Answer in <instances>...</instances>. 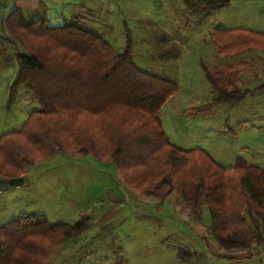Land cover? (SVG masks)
<instances>
[{"label":"rangeland","instance_id":"rangeland-1","mask_svg":"<svg viewBox=\"0 0 264 264\" xmlns=\"http://www.w3.org/2000/svg\"><path fill=\"white\" fill-rule=\"evenodd\" d=\"M162 1V6L148 9L149 14L137 5L88 20L96 24L93 28L105 36L116 54L124 52L130 32L135 64L177 84L178 92L159 113L172 143L203 148L223 167L243 158L264 169V91L236 103H214L216 93L204 70L206 66L221 77L229 91L243 92L264 84V47L245 46L241 53L224 54L215 34L231 26L264 33V0H232L231 6L215 8L197 1ZM126 21L129 30L124 27ZM1 22L0 136L20 131L29 116L42 108L24 87L9 103L10 87L18 74L16 54L27 50L5 31V21ZM60 22L53 19L54 25ZM40 51L45 54L44 49ZM69 145L67 141L65 149L31 153L33 163L18 172L25 183L0 191V227L21 213L43 215L53 224H74L82 215L90 217L85 234L63 246L57 242L45 264H264V245L255 238L248 250L231 251L218 244L206 205L199 215L193 214L176 189L163 199L171 188L154 189L161 180L159 172L148 175L152 189L161 193L152 197L141 179L149 169L121 172L110 159L111 151L99 159ZM150 167L160 174L172 171L164 166V158ZM118 184L124 187L116 191L124 196L126 209L110 222L106 200L108 191ZM239 251L243 258L235 259Z\"/></svg>","mask_w":264,"mask_h":264},{"label":"trees","instance_id":"trees-1","mask_svg":"<svg viewBox=\"0 0 264 264\" xmlns=\"http://www.w3.org/2000/svg\"><path fill=\"white\" fill-rule=\"evenodd\" d=\"M184 1L210 8L230 4V0ZM4 26L27 50L16 54L18 74L10 87L9 103L24 87L42 108L29 116L20 131L0 136V179L19 177L22 166L33 163L31 153L65 149L67 141L69 148L78 147L85 156L103 159L111 151L110 159L121 172L149 169L141 177L148 184L147 195L161 194L148 182V175L156 171L161 180L154 189L171 188L163 199L176 189L193 214L199 215L206 205L210 230L222 248L248 250L254 238L264 245V169L243 158L237 159L235 167L224 169L205 150H186L170 142L159 113L179 88L135 64L130 32L124 52L116 54L105 36L80 16L51 26L46 16L14 10ZM215 34L224 54L241 53L245 46L264 47V34L243 29ZM204 70L216 93L214 103H236L264 91V84L229 91L221 77L206 66ZM161 158L171 172L151 170V164ZM90 225L87 215L74 224H53L43 215L21 213L0 227V264H45L57 242L63 246L79 238Z\"/></svg>","mask_w":264,"mask_h":264},{"label":"crops","instance_id":"crops-1","mask_svg":"<svg viewBox=\"0 0 264 264\" xmlns=\"http://www.w3.org/2000/svg\"><path fill=\"white\" fill-rule=\"evenodd\" d=\"M152 4H153V7H150V5H152ZM162 4H163L162 0H159V1H156V0H1V2H0V19L2 20V22H4L6 20V18L8 17V15L11 12H13L14 10H22L29 16H35L36 17V15H39V14L46 16L48 18L51 26H62L67 20H69L73 17H76V16H81L83 21L88 23L89 26H91V27L94 26L95 28H97L96 24H94L93 22H91L89 20L90 19L91 20L95 19L96 21L100 20L101 13L105 12L107 14V13L111 12V10H115V9H117V10L122 9V11L124 12V10L125 9L127 10L128 8H130V6L132 7V6L138 5L139 7H142V9H146L147 13L149 14L150 12L148 9H150V8L153 9L157 6H162ZM231 4H233L232 0H230L229 6H231ZM53 19H56V20L58 19L61 22L59 24L54 25ZM124 27L126 30H129L127 21L124 22ZM226 29H243V30L246 29V30H248L249 28H245L242 26H231V27L226 28ZM249 30H251V29H249ZM253 32L264 34L263 32H256V31H253ZM125 44H126V42H125ZM1 48H2V45L0 44V49ZM261 93H263V92H261ZM170 100H171V98H170ZM168 102H169V100H168ZM159 116H160V114H159ZM160 119H161V116H160ZM161 122H162L163 128L165 130V126L163 124L162 119H161ZM165 132H166V134H168L167 130H165ZM169 140H170V138H169ZM170 142H171V140H170ZM172 144H174V143H172ZM174 145H176V144H174ZM176 146H178V145H176ZM178 147L186 149V150L200 148V147L184 148L181 146H178ZM201 149H203V148H201ZM203 150H205V149H203ZM249 165H253V164H249ZM219 166L224 168V169H230V168L235 167V165L229 166V167H223L221 165H219ZM111 189L112 190L108 191V197L106 200L109 203L108 204L109 207L106 210V213L111 215L110 222H112L115 217H117L119 214H121V212L123 210L126 209V206L122 202V198H123V201L125 200L124 196L120 193L121 192L120 190H117L118 192L116 191V189H121L124 191V187L122 185L118 184L117 187L111 188ZM158 209H162V207L160 206V207H158ZM106 224L109 225L110 223L107 222ZM231 251H233V250H231ZM234 255H235V259L236 258H238V259L243 258L242 251H239L238 253H235Z\"/></svg>","mask_w":264,"mask_h":264},{"label":"water","instance_id":"water-1","mask_svg":"<svg viewBox=\"0 0 264 264\" xmlns=\"http://www.w3.org/2000/svg\"><path fill=\"white\" fill-rule=\"evenodd\" d=\"M25 177H15V178H2L0 179V191H4L13 186L22 185L25 183Z\"/></svg>","mask_w":264,"mask_h":264},{"label":"built area","instance_id":"built-area-1","mask_svg":"<svg viewBox=\"0 0 264 264\" xmlns=\"http://www.w3.org/2000/svg\"><path fill=\"white\" fill-rule=\"evenodd\" d=\"M0 2H1V0H0ZM263 252H264V250H263ZM263 254H264V253H263ZM263 254H262V255H263Z\"/></svg>","mask_w":264,"mask_h":264}]
</instances>
